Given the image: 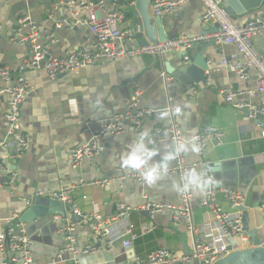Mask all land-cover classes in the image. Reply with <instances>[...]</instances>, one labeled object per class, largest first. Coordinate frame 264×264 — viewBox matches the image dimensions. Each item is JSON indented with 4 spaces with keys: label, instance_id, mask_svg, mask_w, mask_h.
Listing matches in <instances>:
<instances>
[{
    "label": "crops",
    "instance_id": "0c3cea01",
    "mask_svg": "<svg viewBox=\"0 0 264 264\" xmlns=\"http://www.w3.org/2000/svg\"><path fill=\"white\" fill-rule=\"evenodd\" d=\"M56 1L59 0H0V67L15 70L32 87L31 95L22 106L21 116L23 131L31 140L30 150L20 162L8 164L7 154H11L13 149L0 147V161H6L9 169L18 174L16 191L0 188V234L7 231L6 220L13 217L20 220L34 198L45 197L63 187L76 186L74 204L82 215L100 214L112 219L120 203L132 208L140 207L141 210L132 212L126 221L132 224L137 239L130 248L124 247L118 232L125 222L113 225L105 237H96L90 225L69 234L65 224L71 220L67 217L55 219L48 216L22 222L34 239V264H74L75 261L79 264H121L134 258L144 260L159 249L179 254L191 253L194 233L184 224H177L173 213L167 210L152 213L147 207L158 203L180 205L181 193L173 189V182H180L178 175H164L152 187L145 182L139 185L120 179L132 170L122 169L119 157L140 132L149 130L152 138L155 129L161 128L162 140L156 148L161 155L172 150L166 132L170 124L169 115L161 119L160 113H169L168 107L179 106L182 113L179 116L175 114V121L186 139H191L208 127L224 129L223 145L210 146L206 160L224 164L222 170L226 173L225 180L219 181L218 185L237 187L244 192V207L249 213L250 230L259 229L260 241L264 240V210L260 209L264 204V121L247 115L243 110L234 109L219 92L256 89L257 72L251 70L249 79L242 81L237 73L228 68L242 62L236 48L231 45L219 46L216 42L211 44V39L197 43L192 48L194 56L202 55L208 61L212 74V81H205L203 87L198 86L199 92L195 99H190L192 86L179 82L167 73L168 88L165 87L163 75L166 65L178 69L185 64L175 52L162 57L144 55L101 63L75 74L61 76L55 81H51L43 72L20 71L23 60L30 55V47L14 44L11 33L23 15L29 14L41 28V40L51 44L50 52L55 56L83 47L91 38L89 29L76 24V19L70 13L64 10L57 14L52 12ZM127 1L106 0V3L111 9L117 8L127 13L120 28L130 30L134 35L137 19L133 11L136 3L135 0ZM202 12V3L198 0L178 7L173 13L162 17L165 33L170 38L199 36L203 33L209 35L213 26L202 23ZM80 13V18H84L83 12ZM61 18L67 19L70 25L57 31L55 25ZM255 18L264 19V1L258 9L250 10L234 20L238 25H244ZM54 39L57 42L51 43ZM252 41L264 56V37H256ZM135 45L136 40L128 47ZM223 62L228 67H224ZM3 85L0 80V89ZM136 89L143 91L142 106L157 112L145 121L141 129L128 124L124 135L106 137L105 152L93 164L85 161L81 167L72 168L69 162L71 149L88 143L101 121L124 111ZM237 101L264 105V95L254 98L244 95L238 97ZM7 110L8 99L0 97V143L8 140ZM185 157L189 165L201 161L199 154L188 152ZM174 164V160L171 161L169 168ZM234 166L237 167V178L231 180L228 175L231 170L228 169ZM195 168L205 173L207 171L202 162ZM104 179H109L110 184L104 187L90 185ZM5 180L6 174L0 172V184ZM81 181L84 184L81 185ZM205 193H192L194 229L204 240L212 239L215 235L211 208L201 205ZM221 205L226 211H231L225 202H221ZM241 218L243 220L242 212ZM109 241H112L111 245ZM87 248L94 250L84 254ZM0 264H10L8 254L0 252Z\"/></svg>",
    "mask_w": 264,
    "mask_h": 264
},
{
    "label": "built area",
    "instance_id": "2783aa9c",
    "mask_svg": "<svg viewBox=\"0 0 264 264\" xmlns=\"http://www.w3.org/2000/svg\"><path fill=\"white\" fill-rule=\"evenodd\" d=\"M193 0H152L151 12L154 17H164L173 13L178 7L184 6ZM202 3V23L218 27V32L208 36L176 37L166 43L149 42L146 45L131 46L136 40L130 30H123L120 25L124 23L127 13L121 9L107 7L106 0H59L53 4V13L57 14L61 10L70 13L76 19V24L86 26L91 34L88 43L77 49L67 50L61 56L53 55L50 50L51 44L42 42L41 28L37 26L29 14L23 15L18 19L16 26L11 33V41L17 45H30V55L24 59L20 71H35L45 73L51 81L57 80L61 76L78 73L88 67L99 65L101 63L112 62L121 59H135L140 56H165L170 52H187L197 43L213 39L219 46L231 45L241 56L242 62L224 67L230 68L237 73L242 81H247L250 77V71L257 72L258 81L256 89L246 90H220L224 95L225 101L232 105L236 110H248L254 117L257 114L264 116V105H257L251 102L241 103L237 101L240 96L248 95L256 97L264 95V56L256 49L253 38L264 37V19L255 18L244 25H238L234 18L230 16L225 3L228 0H198ZM83 12L84 18L79 14ZM70 23L65 18H61L56 23L57 31L69 26ZM57 42L56 39L50 41ZM186 60V59H185ZM206 81H212L211 72L206 73ZM166 88V72L163 75ZM0 80L4 83L0 89V97L8 99V110L5 119L8 127V140L0 143V147L7 150L13 149L11 154H7V163H18L26 156L31 148V140L24 133L21 123L22 106L32 93V87L23 76L9 67H0ZM199 92L198 86H192L190 90V99H195ZM143 91L136 89L127 108L114 116L101 121L98 129L88 143L77 145L71 149L69 162L72 168L77 169L85 161L94 163L105 152L104 142L106 137H118L126 133V125L132 124L136 129H141L145 121L152 117L157 111L142 106ZM169 111L170 124L168 125L167 140L171 145L179 144L186 138L183 136L179 125L175 121V108L170 106ZM219 127H208L195 135L196 143L200 147L199 156L204 166L206 174L212 176L209 167L212 162L206 160L210 146H222L224 143L225 132ZM163 130L157 128L154 131L152 139L155 141L154 147L162 140ZM264 137V122L262 128ZM186 154V153H185ZM185 154H180L174 159V166L169 168L167 175H178L179 181L185 171L197 167L200 162L189 165L186 162ZM6 161H0V172L6 174V180L0 184V188L16 191L18 188V174L9 169ZM121 181H133L136 184H143L140 174L131 171L129 175L120 177ZM215 181H217L215 179ZM84 184L83 181L80 183ZM109 179L94 181L90 185L107 186ZM77 187H63L55 192L49 193L48 197L52 201L61 203H72L76 208V214L82 219L77 222H67L66 231L69 234L77 229L90 225L96 237H105L109 235L110 228L119 223L126 224L118 232V237L123 240L125 248H130L137 235L134 232L132 224L126 222L130 214L141 210L140 207L132 208L125 203H120L117 207V214L112 219H107L100 214L82 215L74 204V191ZM42 196V195H38ZM44 197V196H43ZM191 192L181 193V203L179 206L168 203H158L147 205L152 213L169 211L173 213L174 221L194 233V246L189 254H179L168 249H159L153 251L144 260L135 258L127 260L121 264H193L198 261L200 264H216L221 259L230 254L228 250L229 239L241 238L248 239V235L243 232V222L240 208L244 206L246 197L244 192L237 187L219 186L216 183L203 195L201 205L211 208V214L214 219V238L203 239L194 229L192 218ZM221 202H225L231 209L226 211ZM261 210H264V204ZM61 217H56L58 219ZM8 226L5 233L0 234V252L8 254L10 264H34V252L32 249L34 239L27 232L25 224L21 223L15 217L6 220ZM150 231V230H149ZM147 231V232H149ZM71 240L73 238L71 237ZM109 245L112 241L108 242ZM261 248L264 249V240L261 241ZM93 248L84 250V254L93 251ZM74 264H79L75 261Z\"/></svg>",
    "mask_w": 264,
    "mask_h": 264
},
{
    "label": "water",
    "instance_id": "95a60500",
    "mask_svg": "<svg viewBox=\"0 0 264 264\" xmlns=\"http://www.w3.org/2000/svg\"><path fill=\"white\" fill-rule=\"evenodd\" d=\"M263 1L264 0H228L225 3V9L230 16L236 18L250 10L258 9ZM127 2L130 1L128 0ZM135 3L136 6L133 11V16L137 19V23L134 26V37L136 39L135 46L146 45L149 42L166 43L169 40L176 38H170L165 33L162 18L154 17L151 13V0H135ZM217 32L218 27L215 26L209 35H214ZM202 36L208 35L207 33H203ZM214 42L213 39L210 40L211 44H214ZM29 46L30 45H28V47ZM192 53V49L187 52L176 53L177 57L185 64L178 69H172L170 65H166L165 70L169 76L174 77L185 85H197L203 87L207 78L206 73L210 71V67L208 61L202 55L194 56ZM243 112L247 115L251 114L245 109H243ZM256 118L264 121L263 115L257 114ZM222 166H224L223 163L215 162L209 167L218 183L219 181L223 182L225 180L226 173L222 170ZM236 168L237 167L234 166L228 169L231 170L229 171L231 173H228L231 180H236L237 178ZM240 211L243 213V232L248 234L250 238L248 241H242L241 238L229 239L228 250L230 251V254L217 262V264H264V249L259 246L261 243L259 229L255 228L253 230L251 229V231L250 217L247 209L243 206L240 208ZM48 216L50 218L67 217L74 223H77L82 219V217L76 214V208L72 203L52 201L48 197H36L24 216L18 220L21 223H27ZM193 264L200 263L194 261Z\"/></svg>",
    "mask_w": 264,
    "mask_h": 264
},
{
    "label": "clouds",
    "instance_id": "9594fccd",
    "mask_svg": "<svg viewBox=\"0 0 264 264\" xmlns=\"http://www.w3.org/2000/svg\"><path fill=\"white\" fill-rule=\"evenodd\" d=\"M182 109L177 106L175 114L181 115ZM168 112H161L160 118L164 119ZM196 138L185 139L172 146V150L161 155L160 150L154 147L155 141L151 138L150 131L140 132L132 143L127 146V151L119 157V165L122 169H131L138 172L149 187L154 186L162 176L167 175L170 162L178 155L191 152L199 154L200 147L195 142ZM160 157L159 160L156 157ZM218 181L195 167L185 171L180 182H173V189L178 193L192 192L203 194L213 187Z\"/></svg>",
    "mask_w": 264,
    "mask_h": 264
}]
</instances>
